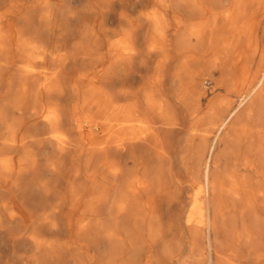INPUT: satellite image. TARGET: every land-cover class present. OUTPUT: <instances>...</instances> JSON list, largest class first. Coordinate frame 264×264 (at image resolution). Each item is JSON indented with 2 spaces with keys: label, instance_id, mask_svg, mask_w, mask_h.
I'll return each instance as SVG.
<instances>
[{
  "label": "bare ground",
  "instance_id": "6f19581e",
  "mask_svg": "<svg viewBox=\"0 0 264 264\" xmlns=\"http://www.w3.org/2000/svg\"><path fill=\"white\" fill-rule=\"evenodd\" d=\"M0 264H264V0H0Z\"/></svg>",
  "mask_w": 264,
  "mask_h": 264
},
{
  "label": "rangeland",
  "instance_id": "374dc122",
  "mask_svg": "<svg viewBox=\"0 0 264 264\" xmlns=\"http://www.w3.org/2000/svg\"><path fill=\"white\" fill-rule=\"evenodd\" d=\"M142 4L140 3V4H137L136 5V8L137 9H141L142 8V6H141ZM114 22H113V25L115 26V27H117L118 26V23H117V21H115V20H113ZM121 35H119V36H117L116 38H118V37H120ZM261 37H262V35H261ZM139 48L141 49V44H139ZM155 65H156V61H153L152 62V64H151V66H150V69L149 70H147V71H142L141 73H139V76L134 80V82H133V84H150L149 82H144V79L145 78H149V77H151L152 76V74H153V68L155 67ZM144 78V79H143ZM53 154V153H52ZM27 249V253L28 254H31V253H33L34 252V249H32V248H26ZM13 261H10V263H12Z\"/></svg>",
  "mask_w": 264,
  "mask_h": 264
}]
</instances>
